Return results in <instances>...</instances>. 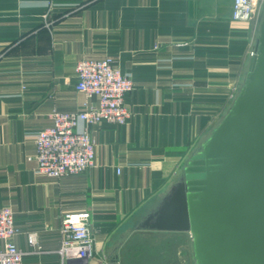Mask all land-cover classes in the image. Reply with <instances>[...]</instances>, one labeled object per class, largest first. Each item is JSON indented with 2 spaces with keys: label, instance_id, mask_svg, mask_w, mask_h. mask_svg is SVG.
Listing matches in <instances>:
<instances>
[{
  "label": "crops",
  "instance_id": "1",
  "mask_svg": "<svg viewBox=\"0 0 264 264\" xmlns=\"http://www.w3.org/2000/svg\"><path fill=\"white\" fill-rule=\"evenodd\" d=\"M232 3L0 0V207L13 211L19 248L28 250V234L36 235L39 248L23 264H99L116 256L118 264H184L188 242L192 250L187 232L137 227L243 82L260 9L237 21ZM104 57L132 79L124 95L129 116L121 125H88L94 165L85 171L36 172L28 133L49 126L52 109H82L76 64ZM82 210L90 213L91 255L64 260L61 218Z\"/></svg>",
  "mask_w": 264,
  "mask_h": 264
},
{
  "label": "water",
  "instance_id": "2",
  "mask_svg": "<svg viewBox=\"0 0 264 264\" xmlns=\"http://www.w3.org/2000/svg\"><path fill=\"white\" fill-rule=\"evenodd\" d=\"M137 228L187 232L195 264H264V2L230 106Z\"/></svg>",
  "mask_w": 264,
  "mask_h": 264
},
{
  "label": "built area",
  "instance_id": "3",
  "mask_svg": "<svg viewBox=\"0 0 264 264\" xmlns=\"http://www.w3.org/2000/svg\"><path fill=\"white\" fill-rule=\"evenodd\" d=\"M264 0H233L231 17L237 21L251 20ZM51 8H49L50 11ZM48 12L44 13L46 20ZM253 50L251 51V55ZM110 57L81 59L76 64L75 88L85 94L83 108L76 111L50 112L51 124L28 133L35 143L36 172L50 177L78 174L94 165V140L88 125L106 121L121 125L129 116L124 95L133 88L128 74L112 63ZM95 98V101H91ZM87 210L63 214L60 225L62 259L88 258L91 255L93 236ZM17 227L10 206L0 207V264H23V255L36 251V235L27 236L29 249L24 251L14 242ZM99 264H108L106 259Z\"/></svg>",
  "mask_w": 264,
  "mask_h": 264
},
{
  "label": "rangeland",
  "instance_id": "4",
  "mask_svg": "<svg viewBox=\"0 0 264 264\" xmlns=\"http://www.w3.org/2000/svg\"><path fill=\"white\" fill-rule=\"evenodd\" d=\"M261 9V7L259 8ZM256 34H257V29H256V33L254 35V39H253V44L255 45V41H256ZM141 216V215H140ZM139 218V217H138ZM141 220V219H140ZM139 222V221H138ZM141 222V221H140ZM186 258L184 260V264H195L193 255H192V250H191V245L190 242H188V246H187V251H186Z\"/></svg>",
  "mask_w": 264,
  "mask_h": 264
}]
</instances>
